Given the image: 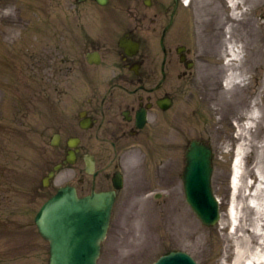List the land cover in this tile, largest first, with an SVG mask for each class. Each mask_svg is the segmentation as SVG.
<instances>
[{"label": "rangeland", "instance_id": "rangeland-1", "mask_svg": "<svg viewBox=\"0 0 264 264\" xmlns=\"http://www.w3.org/2000/svg\"><path fill=\"white\" fill-rule=\"evenodd\" d=\"M198 3L206 4L208 14L213 10L221 15L210 25L216 28L213 45L221 83L226 78L224 43L228 36L241 43L242 60L251 57L252 49L256 59L264 53V0H244L236 8L240 10L239 14L235 11L236 17L226 0ZM92 6L93 0L80 4L76 0H0V105L16 108L13 132L10 129L9 134L0 135V264L49 262V244L37 235L34 217L46 201L44 195L51 192L45 191L41 180L49 167L52 124L58 119L61 103L78 89L77 76L66 69L62 58L72 62L70 48L76 43L77 16L81 15L76 12ZM29 58L27 88L23 69L24 59ZM262 64H250L245 81L234 88L264 89V61ZM29 89L31 99L24 94ZM195 93L194 98L188 94L179 97L174 128L160 136L151 131L147 145L134 156L143 165L128 176L98 264H152L172 250L189 253L199 264L233 263L234 240L226 210L229 189L215 190L222 202V217L219 225L208 227L186 202L181 161L167 167L172 158H182V140L187 139L188 145L201 138L205 125L199 93ZM58 97L64 98L59 104ZM64 181L62 173L55 184ZM172 182L175 187L169 189Z\"/></svg>", "mask_w": 264, "mask_h": 264}, {"label": "flooded vegetation", "instance_id": "flooded-vegetation-1", "mask_svg": "<svg viewBox=\"0 0 264 264\" xmlns=\"http://www.w3.org/2000/svg\"><path fill=\"white\" fill-rule=\"evenodd\" d=\"M93 2L94 7L76 12L81 15L72 62L62 58L77 76L78 89L61 103L52 124L44 177L62 164L65 185L75 186L81 196L115 190L122 182L115 209L129 174L141 170L143 160L134 156L151 131L170 132L179 97L194 98L196 91L205 125L200 140L212 153L213 187L229 189L239 149L249 168L264 154V89H222L213 45L216 28H210L221 15L213 10L209 15L198 0ZM63 99L58 97V104ZM182 142V158H172L167 167L181 161L186 168L187 139ZM168 187L174 189V183ZM52 188L51 181L44 189Z\"/></svg>", "mask_w": 264, "mask_h": 264}, {"label": "water", "instance_id": "water-1", "mask_svg": "<svg viewBox=\"0 0 264 264\" xmlns=\"http://www.w3.org/2000/svg\"><path fill=\"white\" fill-rule=\"evenodd\" d=\"M58 168V167H57ZM211 152L198 140L187 151V201L207 225L220 218L219 202L211 187ZM115 192L79 197L73 187H61L40 209L36 225L50 243L49 264H97L110 222ZM154 264H197L185 252H171Z\"/></svg>", "mask_w": 264, "mask_h": 264}, {"label": "bare ground", "instance_id": "bare-ground-1", "mask_svg": "<svg viewBox=\"0 0 264 264\" xmlns=\"http://www.w3.org/2000/svg\"><path fill=\"white\" fill-rule=\"evenodd\" d=\"M227 1L232 14L236 17V8L244 0ZM250 7L249 3L247 9L250 10ZM229 30L232 32V26H229ZM224 44L226 45L224 56L227 58L225 66L229 71L224 85L232 89L235 85L245 81V72L247 73L249 70L250 64L253 66L257 61H261V67L263 66L264 53L259 54L256 59V52L252 49L251 57L242 60V50L239 47L237 50L235 41L231 37ZM29 61L30 59H24L23 70L27 74H31L32 63ZM240 63L242 65L241 71L238 70ZM28 84L27 81V88H29ZM9 107L5 111V117L7 120H13L14 117L8 113ZM257 113L256 111V115ZM9 132L8 123L0 125L1 136L9 134ZM242 154L243 149L240 148L234 165L233 193L228 209L229 225L234 240L232 264H264V154L257 157L253 168L245 165L243 157H240Z\"/></svg>", "mask_w": 264, "mask_h": 264}]
</instances>
